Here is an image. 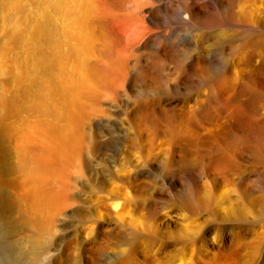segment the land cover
<instances>
[{
	"label": "bare ground",
	"instance_id": "bare-ground-1",
	"mask_svg": "<svg viewBox=\"0 0 264 264\" xmlns=\"http://www.w3.org/2000/svg\"><path fill=\"white\" fill-rule=\"evenodd\" d=\"M12 5L7 113L42 138L19 165L40 152L34 181L74 193L21 225L44 189L0 184V264H264V0Z\"/></svg>",
	"mask_w": 264,
	"mask_h": 264
},
{
	"label": "rangeland",
	"instance_id": "rangeland-1",
	"mask_svg": "<svg viewBox=\"0 0 264 264\" xmlns=\"http://www.w3.org/2000/svg\"><path fill=\"white\" fill-rule=\"evenodd\" d=\"M12 6V0H0V136L1 139H3V146L8 150V156L11 158H9V160L15 165L12 169H4L3 166L0 165V184L4 187V183L6 180L12 181L14 178L21 179L20 175L22 173L24 174L25 172V175H27L28 178L33 181V186L29 195L35 197L36 193H39L40 190L44 189V192L42 191L44 201L38 209L35 208L32 214L33 219H31L29 222L18 221L19 224L59 225V219L61 218V216L58 213V205L63 194L65 193L64 185L68 186V193H74V190L70 186L71 180L69 179V183V180L65 178L63 174L56 173L49 175L47 174L44 177V183H36L34 181L36 179V168L43 161L42 154L38 151H34L33 155L27 161H25L26 164L23 168L21 167V165H19L20 161L18 160V157L21 158L20 153L23 156L24 154H29L33 144H36L37 146L41 144L42 138L36 140L33 137L35 130L38 129L40 117L37 114L33 115V113L29 112L30 114L28 115V112L22 111L23 116L26 117L23 120V116L21 115H12L7 113V107L9 105L8 103H10L13 96L19 95L25 86V84L23 83L24 80H21L19 78V75L21 74V72H18L20 70V67L14 62V52H12L14 51L13 44L11 43L12 23L10 22L12 21ZM14 64H16V66L18 67H16ZM18 87L19 89L17 90L16 88ZM23 122H26L25 125L23 124ZM27 199H29L28 194ZM20 214L24 215L22 211L20 212ZM49 217L51 218V220L47 222V219ZM68 220L74 221V218L70 217L68 218ZM80 221L81 220L75 221V223H72V225H80ZM86 223L88 224L90 222L85 221L81 225H84Z\"/></svg>",
	"mask_w": 264,
	"mask_h": 264
}]
</instances>
